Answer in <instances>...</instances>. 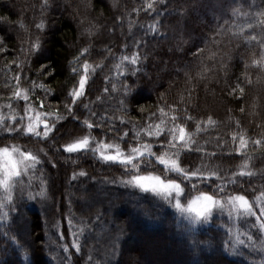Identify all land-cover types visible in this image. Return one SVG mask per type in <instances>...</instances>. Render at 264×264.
<instances>
[{"label":"trees","instance_id":"1","mask_svg":"<svg viewBox=\"0 0 264 264\" xmlns=\"http://www.w3.org/2000/svg\"><path fill=\"white\" fill-rule=\"evenodd\" d=\"M0 110V148H44L62 183L36 167L0 193V264H264V0H0ZM147 176L183 197L130 183ZM99 190L113 209L81 205ZM203 193L246 196L259 220L188 218ZM143 227L160 241L133 244Z\"/></svg>","mask_w":264,"mask_h":264},{"label":"rangeland","instance_id":"2","mask_svg":"<svg viewBox=\"0 0 264 264\" xmlns=\"http://www.w3.org/2000/svg\"><path fill=\"white\" fill-rule=\"evenodd\" d=\"M24 98L25 97H23V99ZM39 108H42V106H40ZM1 111L2 110H0V112ZM22 116L25 118L27 122L26 128L24 129L25 132L27 133L29 132L37 133L38 125L39 128L48 127L47 126L48 124L44 120H41L43 114L39 112L33 111L31 115L30 113L27 114V112H25V115L22 114ZM15 117H19V114L16 115ZM15 117L12 116L11 120H15ZM22 125L23 124L21 123L20 128L23 130ZM18 143L20 144L9 143L6 146L0 148V193L3 191H7L9 189H13L12 187L17 179L25 180V183H27L30 178V174H29L30 171L35 169L36 167L44 168L45 171L46 170L55 171L53 172L54 179L56 181L55 187L58 188V182L61 176L58 174L56 164L55 162L52 161L50 154H47V151L44 148H40V150H38L39 148L36 149V146L38 147V145L34 146L32 143L27 144V142H18ZM69 145L71 146L70 147L71 149L85 151L88 148V140L84 142H71ZM262 174L264 175V173ZM76 178L77 177L74 176L72 178V181H74ZM30 181H32V179H30ZM131 182L134 187L141 189L143 192L150 191L151 193H154L155 195H159L160 197L174 196V199H176V201L178 202H179L178 199L179 198L181 199L183 197L181 186L178 183L175 184L173 182L163 181L153 176L137 177L135 179L130 180V183ZM39 183L41 185L40 181L37 182L38 185ZM59 184L62 183L59 182ZM66 185L67 182L64 183V185H61L62 186L60 192L62 193L61 197L65 198L69 196L72 198H77L78 195L73 194L72 191L68 190V186ZM220 187L221 186H219V190H221L222 192L223 190ZM252 187L253 186H250V188L245 187V189L248 190L251 189ZM254 187H257L261 192L264 186L258 184L256 186L254 185ZM58 191H60V189L55 191V194H57ZM7 193L9 194L10 192L7 191ZM80 197H83L79 201L84 208L91 207L96 203L101 205H106L111 209L114 208L111 203L105 202V193L101 190H99L96 194L93 195L91 194V196H89V199H85L84 198L85 196H80ZM256 197H261L259 210H261L260 215L264 217V192L258 194ZM5 200L7 201L10 200V197L9 196L5 197ZM183 205L184 208H182L181 211H183L188 218L190 217L192 219H198V220L201 219L208 221L211 219L212 216L220 213V215L225 214L230 219L238 218L240 216L239 214H242L246 216L252 215L253 217H256L257 220H259L258 214L251 205L249 199H247L246 196H241L237 194L233 195L231 198L222 200L219 199L217 196L214 197V195L212 194L210 195L203 193V194L195 195L192 199L188 200V202L186 201ZM67 209H68V213L66 217L70 218L69 214L72 211L69 207ZM258 225L260 227L259 231L262 234L261 248L264 249V226L260 222H258ZM66 226L69 225L66 224ZM25 231L27 233V228L26 230L23 231V234H25ZM231 232H232V237L234 239L233 244H236L235 248H237L239 244L241 245L243 244V241H245L244 240L245 235L247 234L239 233V230L237 231L235 227L234 229L233 228L231 229ZM148 236H153L152 238H150L153 239V241L154 239L159 241L161 239L160 238L161 235L155 237L154 234L149 233V231H147V229L143 227V228H139L134 233V235H132L134 240L133 244L139 245L143 241V239L147 238ZM139 238H141V241L139 240ZM168 242L169 243L164 244L166 250L163 249L157 250V252L160 253V255H165L166 251L173 247L172 246L173 242L172 244L170 243V240H168ZM233 244H231V247L233 246ZM124 261H126V263L134 262L136 261V258L130 254H125ZM143 264H147V263H143ZM174 264H179V261L174 260Z\"/></svg>","mask_w":264,"mask_h":264}]
</instances>
